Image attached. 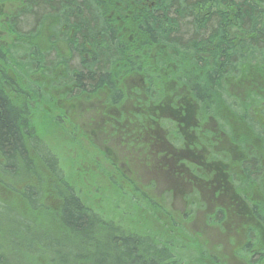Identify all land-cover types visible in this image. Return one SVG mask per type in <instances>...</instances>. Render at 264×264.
<instances>
[{"label": "trees", "instance_id": "trees-1", "mask_svg": "<svg viewBox=\"0 0 264 264\" xmlns=\"http://www.w3.org/2000/svg\"><path fill=\"white\" fill-rule=\"evenodd\" d=\"M141 49V69L148 81L145 71L154 53L158 64L153 76L164 78H150L143 85L149 104L164 107L170 102L174 112L184 107L189 123L196 117L197 125L205 126L200 145L228 174L246 209L235 231L244 233L245 245L232 258L245 256L247 264H264V124L250 114L254 99L264 107V0H0V215L8 224H22L27 232L28 225L37 230L36 236L19 244L9 239V225L0 219V264L230 261L201 243L195 245L183 225L188 216L174 220L165 207L156 205L154 196L118 175V169L112 181L116 196L106 204L113 201L114 212L105 218L106 207L91 208L86 195L70 184L71 174L60 167L62 144L70 138L83 141L87 135L72 133L58 122L56 90L66 88V101L72 100L70 93L78 101L107 92L112 105L122 103L124 85L114 80L115 73L129 76L140 71L131 56ZM61 52L76 55L79 65L66 66L55 83L56 64L59 77L65 61ZM226 107L236 114L243 111L237 124L224 115ZM161 118L177 122L170 116ZM185 126L188 133L201 131ZM219 131L223 138L216 134ZM223 139L237 147L234 153L221 148ZM91 141L85 139L94 148ZM188 163L193 172L198 169L193 160ZM206 171L199 176L207 179ZM104 175L111 182L113 171ZM44 196L56 205L45 206ZM224 212L217 209L214 218L207 217L208 227H223L220 235L226 232L221 226ZM131 217L134 225L143 227L140 234L118 222ZM48 230L54 236L44 235ZM58 231L61 238H80L84 253L77 255L60 245ZM66 252L72 255L59 256Z\"/></svg>", "mask_w": 264, "mask_h": 264}, {"label": "flooded vegetation", "instance_id": "flooded-vegetation-1", "mask_svg": "<svg viewBox=\"0 0 264 264\" xmlns=\"http://www.w3.org/2000/svg\"><path fill=\"white\" fill-rule=\"evenodd\" d=\"M116 20L120 22L118 25L122 24L118 18ZM137 47L142 48L141 42L137 43ZM143 55L144 52L141 49L138 54L131 56L135 59L134 65L136 64L139 69H141ZM61 56L65 60L60 65L61 72L62 70L65 71L66 66L74 67L79 65V58L76 55L72 53L67 55L65 52H61ZM150 58L154 61L151 62V65H147V71L145 72L150 74L148 77L151 80H158L162 76L159 77L158 73L155 77L153 76L155 74L154 68L156 69V64H158V57L154 53L150 55ZM163 66L168 68V64ZM167 73L165 72L163 76ZM59 74L58 77L57 62L55 83H58V80L61 79L60 77H62L63 72ZM115 75L114 80L126 86L124 87L122 85V91L123 94H126V97L123 98L122 103L116 105H112L109 102L112 96L107 92H101L98 95L92 93L82 97L78 101L73 98L74 93H70L72 100L66 101L62 99L68 97L66 95V88L60 89L61 91L56 90L58 106L61 108V112H58V115H60L58 116V122H60L61 126L68 131L70 130L72 133L85 134L87 135L85 139L91 140L92 138L95 139L98 137V133H95L94 130L96 128L98 131L101 126L100 128H102L103 132H99L102 134L101 137L103 139L97 142L92 140L91 142L94 148L104 149L110 163V171H113V176H116L115 171L118 169V175L124 174L126 171L128 172L127 175L133 176L134 185L136 184L135 181L142 182V178L152 180L153 183L150 186H142L141 191H146L151 196H154L153 193L158 188L165 190V194L159 199L161 203L156 204L158 207H165L164 205L167 202L174 209V204L180 200L183 207L188 208L193 205L188 195L197 191L199 196L198 202L204 200L208 206L205 209H195L193 211V218L195 212L197 216L207 213L206 209L211 210L212 214L210 217L214 218L217 209L224 208V213H226L224 215L225 220H229L235 226L234 229H237V226L243 221L242 216L246 213V209L239 203L236 194L233 192L229 183L228 174L223 173L221 168H218L213 163L205 146L203 148L200 145L201 139L203 138L205 140L202 134L205 126L202 125L201 127V125H197L196 117L189 123L187 109L178 107L176 112H174L170 108L171 106H169L170 102L169 105L165 104L164 107L152 108L148 99L144 96L145 88L143 87L144 84L146 85L150 81V78L148 81L142 69L140 71H132L129 76H126L122 71H117ZM124 88H126L125 91ZM200 115L202 117L205 116L202 113ZM162 116H170L172 120L175 119L173 121L177 122L169 123L167 120L162 121ZM60 117H63V120ZM145 118L147 119L146 121ZM138 120H141L140 124ZM83 124L87 127L92 126V129L88 132L84 129ZM186 124L201 128V131L200 129H192L188 133ZM135 128L137 129L136 132H134ZM216 130L218 129L216 128ZM216 134L220 138L224 137L220 131L219 134L218 132ZM114 138L116 142L113 141V145H111L109 142ZM85 139L80 141L70 138L68 142H77L79 145H84V143H88L85 142ZM220 143L222 149L231 150L232 153H234V148L237 149L227 139H223ZM119 146L123 149L121 151L122 155L119 152L113 153L112 151L115 147L120 149ZM189 160H193L198 166V169L194 172L191 166H189ZM117 163L118 165L115 169L113 166ZM136 164L138 166H135ZM129 165L132 166L133 171L130 170ZM203 170H207V179L205 175L202 176L201 174L199 176V173H202ZM208 170H214V172ZM187 192L189 193L186 195ZM215 193L217 195L213 196L212 194ZM187 216L190 218V210L182 218H186ZM207 217L204 216L200 221L204 224V227H207ZM161 219L163 221V218L159 217V220ZM221 226H223V223ZM215 229L218 228L215 227Z\"/></svg>", "mask_w": 264, "mask_h": 264}, {"label": "rangeland", "instance_id": "rangeland-1", "mask_svg": "<svg viewBox=\"0 0 264 264\" xmlns=\"http://www.w3.org/2000/svg\"><path fill=\"white\" fill-rule=\"evenodd\" d=\"M251 106L253 107L252 110L250 111V114L252 115L251 119H253L257 123L264 124V107L260 108V105L258 106L256 99H254L253 104H251ZM242 112L243 111H238L236 114L235 112H232L230 110V107L229 108L226 107L224 115H226V117H228L232 121V124H237L238 119L240 118V115L242 114ZM140 122H141V120H138L139 124H140ZM212 123H214V122H212ZM100 127H99L98 131L96 130V128L94 130L95 133H98V137H96L95 139L92 138V140L95 142L103 139L101 137L102 134L99 132V131H102V128H100ZM84 129L89 132L92 129V126L87 127L86 125H84ZM136 131H137V129L135 128L134 132H136ZM113 141L116 142V139L114 138L109 143L111 145H113ZM109 143L107 142L108 145H110ZM62 145H63V148L59 149V153L61 155L60 167L66 173L71 174L70 179H72V181L70 184L75 185V187L77 188L79 193L81 192V194L86 195L87 203L91 208L99 209L100 207L102 208V204H103V207H106V211H107V214H105V218L110 217L107 215L110 213V211L115 206L114 207L112 206L113 201L108 203L107 206H106V204H107L110 197L115 198V196H116V195H114L115 191L112 189V187H114V185L112 184V181H115L114 180L115 177L114 176L111 177L110 178L111 182H109L107 177L104 175V174H108L110 171L109 160L107 158L106 153L104 152V149L94 150V148L90 147L91 145H89L88 143H84V145H79L77 142L69 144L68 141H66V143H64ZM119 147H120V149L115 147L112 151H113V153L119 152V154L122 155L121 151L123 149L121 146H119ZM133 150H135V149H133ZM87 154L89 155V158L86 157V156H88ZM121 163H122V161H121ZM116 165H118V163ZM135 166H138V165L136 164ZM129 168L131 171H133L132 166L129 165ZM72 172L76 175L73 176ZM99 172L101 174H99ZM127 173L128 172L125 171L123 177L127 176V177H129L130 180L134 181L133 180L134 177L131 175H127ZM115 175H116V171H115ZM44 181L48 186H51L49 179L45 178ZM136 182L137 181H135V183ZM151 183H153L152 180H146V179L142 178V182L138 181L136 184L139 185V189L141 190L142 186H144V185L150 186ZM136 184L133 187L136 188ZM58 187H59L58 184H56V186H55L56 190H58ZM140 192H142V191H140ZM188 193L189 192H187L186 195ZM164 194H165V190H160L159 188H158V190H156L155 193H153V195L155 196L153 198L156 199V204L161 203V200H159V199ZM212 195L215 196V195H217V193L212 194ZM188 196H189V199L191 200V202H194V204L188 208H184L182 203L180 202V200L174 204V206H173L174 209L171 208L167 202L164 205L165 210H167L169 213L172 214L171 217L174 220L180 219L184 214H186V212L188 210H190L191 213L193 214L192 210H195L197 208H199V209L207 208L208 205L204 200H200V202H198L199 196L197 194V191L190 193ZM44 197L45 198L43 199L42 203L45 206L52 208L54 205H56L54 202V199L52 200L51 198H48L46 196H44ZM81 197H82V199H84V196H81ZM111 199H113V198H111ZM98 204H101V206ZM107 208L109 209V212H108ZM208 208H213V207H208ZM218 208H219V205H218ZM206 210H207L206 211L207 213L199 214L198 216H197V213L195 212L194 218H193V216L192 217L190 216V218L187 219L188 222L186 224H183L186 227L185 231L189 235V238L194 239L193 241H194L195 245H197L198 243H201L202 246L204 248H206L207 250L213 251L214 253H221L222 255H224L226 259L230 260V261H226V264H247V259L245 256H240V257H238V259L232 258V256L234 255V252L236 250H238V248L245 245L244 233H241L240 235H239V233H235V231L238 228L234 229L235 227L231 226L232 224L229 222V220H225V223L223 224L224 228L226 229V232H225L226 234L222 232L223 235L219 234L220 229H222L223 227H220L218 229L208 227V226L204 227V224H202L200 221L202 220V218L204 216H210L212 214L211 210H209V209H206ZM112 212H114V211L112 210ZM1 216L2 215H0V219L2 220V223L9 225V227H8L9 234H7L9 236V239L11 237L13 240H16L19 244H24L25 241L30 239V235L36 236L37 230L34 227H31L30 225L27 224L28 229H29V232H27L25 226H23L22 224L20 225V227L18 225L13 224V223L8 224V222L6 221V218L3 216L1 217ZM131 220H132V217H131V219L130 218L119 219L118 222H119V224H123L122 226H124L125 228L133 229L137 234H140V232L143 230V227L141 228L140 226L134 225V223H132ZM141 226H143V225H141ZM53 233H55V232H51L50 230H48V233H45L44 235L54 236ZM236 237H239V239H237ZM44 238H46V237H44ZM233 240H234V244H230V243H233ZM185 241H187V240H185ZM58 242L60 245H63L65 248H70L71 249L70 251H73L77 255H81L82 253H84L83 250L80 249L82 242H81V239L78 237L74 236L71 238H61L59 231H58ZM204 242H206L207 247L203 245ZM66 255L70 256V255H72V253L66 252V253L59 254V256L61 258L66 257ZM201 255H202V253H201ZM30 259L34 260L33 257H31ZM41 260H42V263H48L49 262V261H47L46 258H41Z\"/></svg>", "mask_w": 264, "mask_h": 264}]
</instances>
